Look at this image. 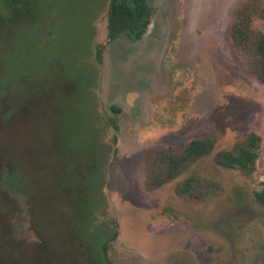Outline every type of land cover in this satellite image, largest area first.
<instances>
[{
    "label": "rangeland",
    "instance_id": "obj_1",
    "mask_svg": "<svg viewBox=\"0 0 264 264\" xmlns=\"http://www.w3.org/2000/svg\"><path fill=\"white\" fill-rule=\"evenodd\" d=\"M243 1L150 0L155 12L139 39L108 38L109 0H38L33 16L10 25L0 43L5 264L45 238L43 257L76 264L81 241L107 237L90 225L92 203L94 225L119 233L113 264H264V207L254 196L264 187V83L228 41ZM256 26L264 31V19ZM251 132L261 136L252 174L208 157L160 189L144 188L149 159L168 147L215 135L217 150L229 149ZM17 165L33 205L8 181ZM192 173L218 182V193L179 196L177 183Z\"/></svg>",
    "mask_w": 264,
    "mask_h": 264
},
{
    "label": "trees",
    "instance_id": "obj_2",
    "mask_svg": "<svg viewBox=\"0 0 264 264\" xmlns=\"http://www.w3.org/2000/svg\"><path fill=\"white\" fill-rule=\"evenodd\" d=\"M38 6V0H0V43L4 40V34L10 25L22 23L23 16H33ZM155 12L150 0H109L107 12L108 38L117 39L122 34H127L132 39H139L147 31L152 16ZM258 19H264V0H244L235 11L234 21L228 31V41L233 51L241 58L247 71L259 82L264 83V31L256 26ZM102 45L97 46L96 59L101 60ZM111 109L115 113L121 112L119 105H113ZM107 122L116 127V121L107 117ZM117 140V139H115ZM217 138L215 135H206L192 139L183 149L168 147L164 152L151 157L145 167L144 188L147 191L160 189L164 185L178 179L200 160L212 157L216 165L229 170H239L245 174H252L256 170L261 136L251 132L241 140H237L229 149L217 150ZM43 166V165H42ZM48 166L42 169H50ZM20 167L9 170L8 181L12 186L24 191L28 197L29 205H33L27 186V178L21 173ZM26 179V180H25ZM49 185V180L45 186ZM44 186V187H45ZM220 185L213 179L196 173L189 174L178 182L175 191L184 198L191 200H205L209 196L217 194ZM66 192H69L67 189ZM255 200L264 207V187L254 193ZM30 207V206H29ZM96 208L90 205V225L93 230L100 232L106 230L107 237L100 244H92L89 247L86 241H81L77 249L81 259L76 264H113L109 250L111 242L118 237V231L111 230L106 225L98 227L94 225V212ZM117 227V222L114 221ZM110 229V230H109ZM50 240L45 238L36 249L37 252H28L25 259H18L14 264H58L53 258H45V253L51 250ZM7 254V253H6ZM6 254H0L4 261ZM51 255L47 256L50 257ZM97 256V257H95ZM69 260V259H68Z\"/></svg>",
    "mask_w": 264,
    "mask_h": 264
},
{
    "label": "flooded vegetation",
    "instance_id": "obj_3",
    "mask_svg": "<svg viewBox=\"0 0 264 264\" xmlns=\"http://www.w3.org/2000/svg\"><path fill=\"white\" fill-rule=\"evenodd\" d=\"M150 24H151V23H150ZM5 260H6L8 263H10V260H9L8 257H6Z\"/></svg>",
    "mask_w": 264,
    "mask_h": 264
}]
</instances>
